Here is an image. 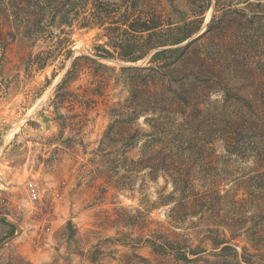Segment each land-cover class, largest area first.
Listing matches in <instances>:
<instances>
[{
	"label": "rangeland",
	"instance_id": "374dc122",
	"mask_svg": "<svg viewBox=\"0 0 264 264\" xmlns=\"http://www.w3.org/2000/svg\"><path fill=\"white\" fill-rule=\"evenodd\" d=\"M211 2L200 29L182 46L206 31L215 14ZM19 16L0 18L7 38L5 54L0 51V264H174L179 250L193 251L197 256L190 258L206 264L216 260L223 235L230 236L213 221L260 223L257 202L207 206L205 216L179 207L169 198L171 177L141 161L143 143L133 149L116 135L118 127L126 128L130 108L131 75L121 70L146 67L154 52L137 62L95 57L96 46L107 41L102 30L77 24L64 26L62 34L51 22L36 39V29H26L31 15ZM59 37L72 41L68 53L56 52L38 67L39 55L50 57ZM74 63L75 79L58 91ZM138 125L145 127L144 118ZM212 147L218 184L242 199L239 182L227 179L242 176L250 164L229 168L222 142ZM186 163L197 175L196 191L205 190L213 167L195 157ZM150 240L164 244L165 252ZM232 245L239 259L244 237Z\"/></svg>",
	"mask_w": 264,
	"mask_h": 264
},
{
	"label": "trees",
	"instance_id": "16d2710c",
	"mask_svg": "<svg viewBox=\"0 0 264 264\" xmlns=\"http://www.w3.org/2000/svg\"><path fill=\"white\" fill-rule=\"evenodd\" d=\"M211 5V0H0V18L9 22L12 16L18 20L21 14L31 15L25 21L26 29H36V39L51 22L62 34H66L64 26L77 24L102 30L107 41L96 46L93 54L99 58L137 62L154 52L146 67L121 70L131 75L130 108L126 128L118 127L116 135L133 149L143 143L145 168L169 175L173 185L169 198L179 207L197 211L191 214L205 216L207 206L211 210L229 203L236 207L257 202V225L247 227L246 218L213 221L230 236L223 235L216 260L205 263L264 264V0H215V14L206 31L182 46L200 29L201 17ZM4 22L0 21L3 53L7 48ZM54 44L56 50L50 57L39 55L38 67L46 66L48 58L60 51L68 53L72 41L59 37ZM81 58L87 57L77 60ZM75 73L74 63L58 91L75 79ZM141 118L145 127L138 125ZM219 141L229 168L250 164L242 176L227 179L228 183L239 182L244 192L240 200L238 193L222 190L216 179L218 157L212 146ZM194 157L213 167L205 190L196 191L197 175L191 163H186ZM240 237L246 247L238 259L232 242ZM149 242L163 254L164 244ZM189 255L197 256L193 251H177L174 264L202 262Z\"/></svg>",
	"mask_w": 264,
	"mask_h": 264
},
{
	"label": "water",
	"instance_id": "95a60500",
	"mask_svg": "<svg viewBox=\"0 0 264 264\" xmlns=\"http://www.w3.org/2000/svg\"><path fill=\"white\" fill-rule=\"evenodd\" d=\"M205 32V31H204ZM203 32V33H204ZM203 33H200L198 36H196V37H194V38H192L191 40H194V39H197L198 37H200ZM104 62H107V63H111V64H115V65H124V66H129V67H131V66H134V65H129V64H121V63H119V62H116V61H112V60H103ZM144 63H145V61H142L138 66H136V67H140V66H142V65H144ZM3 219H4V217H2ZM2 247V246H1Z\"/></svg>",
	"mask_w": 264,
	"mask_h": 264
}]
</instances>
